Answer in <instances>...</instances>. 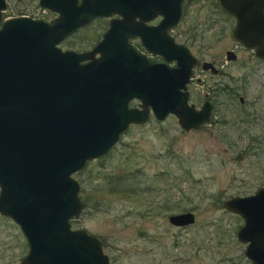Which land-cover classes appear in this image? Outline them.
Masks as SVG:
<instances>
[{
  "label": "water",
  "instance_id": "95a60500",
  "mask_svg": "<svg viewBox=\"0 0 264 264\" xmlns=\"http://www.w3.org/2000/svg\"><path fill=\"white\" fill-rule=\"evenodd\" d=\"M183 1L39 0L58 13L48 20L2 19L6 0H0V213L26 237L28 251L19 264H110L98 236L70 226L83 207L72 174L151 113L158 120L172 113L184 129L210 123L212 104L189 102L197 58L169 33ZM216 1L235 19L233 38L264 57V0ZM158 15L157 24H147ZM98 17L111 20L91 49L58 46ZM133 38L162 57H148ZM203 67L217 71L206 60ZM133 99L137 106L130 105ZM222 204L243 218L237 238L246 243L245 255L264 264V184ZM168 220L183 226L195 215L187 210Z\"/></svg>",
  "mask_w": 264,
  "mask_h": 264
},
{
  "label": "rangeland",
  "instance_id": "374dc122",
  "mask_svg": "<svg viewBox=\"0 0 264 264\" xmlns=\"http://www.w3.org/2000/svg\"><path fill=\"white\" fill-rule=\"evenodd\" d=\"M7 3L6 15L53 16L37 0ZM234 23L216 0H184L170 30L200 60L223 69L215 74L197 64L187 84L196 107L210 94V123L184 129L172 113L162 120L151 113L145 122L130 124L105 155L72 174L85 203L73 226L100 238L110 264H253L237 238L242 216L222 203L264 184V63L233 38ZM105 27L106 20L97 19L61 46L89 48ZM227 49L238 58L228 60ZM187 210L194 222H169V215ZM27 251L19 225L0 213V264H19Z\"/></svg>",
  "mask_w": 264,
  "mask_h": 264
},
{
  "label": "flooded vegetation",
  "instance_id": "af4514ba",
  "mask_svg": "<svg viewBox=\"0 0 264 264\" xmlns=\"http://www.w3.org/2000/svg\"><path fill=\"white\" fill-rule=\"evenodd\" d=\"M7 5H8V3H7V0H6V8H7ZM37 7H40V9L41 10H43V11H45V12H47V11H50L52 14H53V16H51V17H45V16H37V15H34V14H32V13H28V12H17V13H12V14H5V12H6V8L3 10V14H2V19H4V18H8V17H12V16H19V15H24V16H28V17H31V18H34V19H38V18H46V19H48V20H51V19H53V18H55V17H57L58 16V13L57 12H55V11H52V10H50V9H48L47 7H44V6H42V5H40L39 4V0H37ZM182 15V14H181ZM114 17L115 18H118V17H120L118 14H115L114 15ZM161 18H162V15H158L157 17H155L154 19H152V20H150V21H147V24H150V25H152V24H157L160 20H161ZM97 19H105L106 20V27H105V29L101 32V35H100V37L97 39V40H95V42L89 47V48H86V49H84V50H78V51H85V50H89V49H91L98 41H100L101 40V38H102V36H103V33L108 29V27H109V24H110V20H111V17H98V18H95L94 20H92V21H90L89 23H87V24H85V25H83V26H81V27H79V28H77V29H75L74 31H72V32H70L69 34H67L59 43H58V46L59 47H61L62 48V46H61V43H63V41H65V40H67V39H69V37L73 34V33H75L77 30H79V29H81V28H83V27H85V26H87V25H89V24H91L92 22H94L95 20H97ZM180 19V18H179ZM178 23V22H177ZM0 27H1V24H0ZM173 28V27H172ZM172 28H170L169 29V33H170V30L172 29ZM171 34V33H170ZM172 35V34H171ZM174 37V36H173ZM175 39V38H174ZM131 41H132V43L134 44V45H136L137 47H138V49L141 51V52H143V53H145L148 57H154V58H160V57H162L160 54H156V53H152L151 51H149V50H147L142 44H141V42H140V39L139 38H133V39H131ZM175 41H176V39H175ZM176 42H178V41H176ZM238 43H239V45H241L243 48H246L249 52H250V56H251V58H253V59H255L256 61H259V63H264V57H261V56H257L256 54H255V49H253V48H251V47H248V46H245V45H243L241 42H239V41H237ZM178 43H181V42H178ZM182 44H184V43H182ZM186 45V44H185ZM187 46V45H186ZM188 47V46H187ZM189 49H190V47H188ZM62 49H71V48H62ZM74 50V49H73ZM228 50H231L232 51V53L229 55L228 53H227V51ZM190 51H191V49H190ZM192 52V51H191ZM193 53V52H192ZM194 54V53H193ZM99 54L98 53H96L95 54V56H98ZM195 55V54H194ZM195 57L197 58V63L194 65V67H193V69H194V71H195V67H196V65L197 64H199L200 66H201V69L202 70H205V71H207V70H209L210 72H212V73H221L222 71H223V69L220 67V66H217L216 65V62H214V61H211V60H208V59H199L196 55H195ZM226 58L228 59V60H235V59H237L238 58V54H237V52H236V50H234V49H227L226 50ZM204 60H206V61H209V62H212L213 64H214V66L217 68V71H213L210 67L209 68H204L203 67V61ZM174 61H172V62H170V64H172ZM189 83V82H188ZM136 100H138V99H136ZM206 100H208L211 104H212V108H213V102H212V99H211V97H210V94H208V92H206V93H204V99H203V101H202V103H201V105L206 101ZM139 101V100H138ZM240 101L241 102H243V97H241L240 96ZM139 103V102H138ZM138 103H137V105H138ZM200 105V106H201ZM196 106V105H195ZM199 106V107H200ZM212 111V110H211ZM83 202V207L81 208V212L83 211V209H84V207H85V203H84V201H82ZM81 212H80V214H81ZM80 214L77 216V217H74V218H72V219H70V226H71V228H84V227H78V226H73V222L80 216ZM84 229H86V228H84ZM87 230V229H86ZM88 231V230H87ZM89 232V231H88ZM89 233H91V232H89ZM95 235V234H94Z\"/></svg>",
  "mask_w": 264,
  "mask_h": 264
},
{
  "label": "trees",
  "instance_id": "16d2710c",
  "mask_svg": "<svg viewBox=\"0 0 264 264\" xmlns=\"http://www.w3.org/2000/svg\"><path fill=\"white\" fill-rule=\"evenodd\" d=\"M117 178H118V176H117ZM117 178H116V180H118Z\"/></svg>",
  "mask_w": 264,
  "mask_h": 264
}]
</instances>
